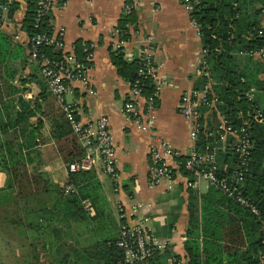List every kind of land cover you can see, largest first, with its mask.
Returning a JSON list of instances; mask_svg holds the SVG:
<instances>
[{
	"label": "crops",
	"instance_id": "obj_1",
	"mask_svg": "<svg viewBox=\"0 0 264 264\" xmlns=\"http://www.w3.org/2000/svg\"><path fill=\"white\" fill-rule=\"evenodd\" d=\"M5 4L7 9L0 10V264H87L94 244L118 238L123 222L119 204L127 223L145 221L150 242L163 246L169 255L166 264H189L184 247L189 214L200 222L208 203L216 207L217 202L221 208L220 197L213 198L217 190L202 181L187 188L188 176L179 170L170 180L152 184L148 151L157 138L184 157L190 150V126L177 110L181 94L200 84L197 72L203 47L190 12L179 0H132L137 22L129 27L123 56L127 62L138 59L142 45L151 38L158 78L152 82L157 92L153 119L144 116L141 128L124 117L130 82L118 75L111 60L117 49L112 31L126 14L125 0H55L49 26L53 35L62 33L63 53H73L76 42L92 47L89 92L77 87L66 100L82 125L108 118L118 175L119 189L114 191L97 157L85 176L67 170L87 146L73 134L47 89L40 63L29 54L23 29L27 0H0ZM260 25L264 27V12ZM244 57L238 56V62L243 63ZM254 61L262 66L258 79L264 82V63ZM251 87L256 90L255 104L264 108V89ZM139 109L145 112L143 101ZM211 122L216 125V120ZM11 173L18 177L11 178ZM55 187L86 190L82 205L87 215L63 218ZM136 203L142 209L131 213L129 206ZM241 234L246 241L248 233ZM214 245L207 243L208 254L216 252ZM200 246L203 249V243Z\"/></svg>",
	"mask_w": 264,
	"mask_h": 264
},
{
	"label": "built area",
	"instance_id": "obj_2",
	"mask_svg": "<svg viewBox=\"0 0 264 264\" xmlns=\"http://www.w3.org/2000/svg\"><path fill=\"white\" fill-rule=\"evenodd\" d=\"M197 0H181L185 11L190 12L192 4ZM264 2V1H263ZM55 0H38L36 8L35 28L41 19L47 17L50 25V13L54 8ZM7 5H0V10H6ZM131 6H126L125 13L130 12ZM200 34V33H199ZM259 37L264 36V27L259 26L257 30ZM112 36L117 39V49H121L124 54L123 45L125 40H119V31L115 28ZM29 54L40 63V71L50 95L54 98L61 113L64 114L73 134L83 144L87 146L84 155L67 164V170L71 173L88 172L93 169L94 160L97 157L100 160L103 173L114 183V191H118L116 181L118 179L115 166V150L112 142L111 132L109 130V120L105 116L99 117L92 125H82L75 118V110L72 104L68 103L66 98L73 96L75 88L89 92L88 70L92 59V47L85 45L83 61H78L73 53L64 54V44L62 33L58 36L45 34H36L29 38ZM42 46H51L54 50L63 54L64 62L50 60L39 53ZM203 58L201 66L198 69L197 77L200 84L190 90L183 92L179 98L177 110L181 117L189 124V140L191 142L190 150L187 156H182L175 151L163 139L157 138L148 151L149 169L148 177L152 184H159L163 180H170L175 170L188 173L186 181L187 188H195L199 181L208 184L210 187L218 190L227 199L233 201L238 206L247 210L253 216L259 218L260 211L248 198L243 195V182L247 165L250 159L253 142L251 140V124H264V108H259L255 102V92L253 87L243 91L244 98L250 103V109L246 114H239L242 119V125L239 128L231 125L226 116L220 113L219 106L222 104L218 92V82L213 78L211 70L205 59V50H202ZM155 46L151 38H147L142 45L139 62L141 68L138 70V76L157 81V75L154 67ZM240 57H250L264 62V46L249 51H240ZM126 59V58H125ZM127 60V59H126ZM128 61V60H127ZM131 61V60H130ZM244 83L245 79L240 78ZM142 84L139 80L130 83V99L123 106L124 117L127 122L143 128L142 118L146 116L149 120L153 119L157 92L154 97L146 98L141 92ZM144 102L145 112L140 111V102ZM215 114L217 128H207L211 123V116ZM210 124V125H211ZM213 125V124H212ZM203 129L204 135L212 140L211 144L204 147L197 146L200 131ZM221 155H227L228 162L220 165ZM225 159V158H224ZM172 160V164L169 163ZM72 190L67 187L65 193ZM142 209L139 203L131 204L129 211L136 213ZM119 218L123 220L119 227L117 247L124 252V262L132 263L142 261L151 257L154 251L164 250L163 246L153 244L147 237L145 221L138 220L129 224L126 222V215L121 204L117 206ZM262 251L260 253V262L264 264V238L261 240Z\"/></svg>",
	"mask_w": 264,
	"mask_h": 264
},
{
	"label": "trees",
	"instance_id": "obj_3",
	"mask_svg": "<svg viewBox=\"0 0 264 264\" xmlns=\"http://www.w3.org/2000/svg\"><path fill=\"white\" fill-rule=\"evenodd\" d=\"M37 1L27 0L23 29L28 38L36 34L49 35L52 32L47 17L41 19L38 27L35 28ZM263 1L197 0L192 4L189 14L200 33L205 59L212 76L220 82L217 87L222 100L219 111L236 128L242 125V119L238 115H245L250 109V103L244 98L243 91L251 86L258 90L264 89V82L258 79V74L263 71L260 63L247 56L243 58V63H240L237 56L240 51L246 52L264 46V36L257 35L264 12ZM125 3L127 6H131L130 12L120 17L116 29L119 31V40L127 41L129 40V27L135 25L137 17L132 0H125ZM257 4L261 6L255 7ZM11 12H13L12 9ZM84 45L81 42H76L74 45L73 51L78 61H83ZM39 53L50 60L64 62L63 54L51 46L40 47ZM111 60L122 79L130 83L139 80L142 84L141 92L144 97H154L156 88L152 81L138 76V70L141 68L138 59L127 62L121 49H116L111 53ZM240 78H244L245 82L241 83ZM211 118L216 120L215 114ZM210 124H207L208 129L217 128V124ZM250 132L253 148L245 172L242 191L243 195L257 206L260 217L253 216L217 190V193L212 197H220L221 208L217 206L219 205L217 202L215 206L218 209L208 203L206 206H209V210L205 209V214L200 222L193 213L189 214L188 238L184 244L189 264H203L204 262H206L205 264H261V240L264 238V124H251ZM198 138L197 146L199 148L212 143V140L204 135L203 129ZM227 157H229L228 154H220V165L224 158L226 162ZM12 164L10 162L11 166ZM182 172L188 175L187 172L183 170ZM78 174L81 177L87 175V172ZM10 177L16 179L18 176L11 173ZM69 188L72 191L66 194V188L55 187L60 201L59 214L63 218L87 215L82 205L85 200L84 194L87 191L77 187ZM210 201L213 204L214 200ZM240 228L248 233L245 235L246 241ZM249 230L254 231L256 235L251 236ZM117 240L118 238H108L94 244L87 264H94V262L97 264H166L169 257L167 251L156 250L147 259L126 263L124 262V252L116 245ZM208 242L215 244L214 249L217 248L213 255L208 254L205 249ZM200 243H203V249L200 248Z\"/></svg>",
	"mask_w": 264,
	"mask_h": 264
}]
</instances>
